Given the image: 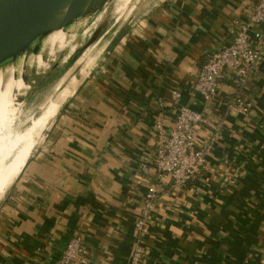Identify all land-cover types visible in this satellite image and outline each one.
<instances>
[{"label": "crops", "instance_id": "crops-1", "mask_svg": "<svg viewBox=\"0 0 264 264\" xmlns=\"http://www.w3.org/2000/svg\"><path fill=\"white\" fill-rule=\"evenodd\" d=\"M258 2L139 1L15 177L0 206V264H57L75 235L88 264H127L151 185L145 264H264V49L246 85L228 71L214 98L194 90ZM180 105L203 115L206 157L184 186L155 167V126L171 130Z\"/></svg>", "mask_w": 264, "mask_h": 264}, {"label": "rangeland", "instance_id": "rangeland-1", "mask_svg": "<svg viewBox=\"0 0 264 264\" xmlns=\"http://www.w3.org/2000/svg\"><path fill=\"white\" fill-rule=\"evenodd\" d=\"M130 2L118 0L98 18L72 28L70 32H61L63 34L55 37L45 53L25 68L20 79L23 92L17 96L14 108L0 119V151L13 146L8 159L0 156V201L28 163L36 146L32 148L31 144L46 137L52 118L74 94L87 76L89 67L104 57L107 46L118 37L119 34H114L116 29L129 22L130 18L126 21L123 18ZM94 37L95 42L88 46ZM59 56H62L59 66L51 69ZM32 68L36 73L31 71ZM23 142L28 143L23 151H31L24 159L19 152Z\"/></svg>", "mask_w": 264, "mask_h": 264}, {"label": "built area", "instance_id": "built-area-1", "mask_svg": "<svg viewBox=\"0 0 264 264\" xmlns=\"http://www.w3.org/2000/svg\"><path fill=\"white\" fill-rule=\"evenodd\" d=\"M262 25H264V0H259L249 22H235L231 31L232 44L208 56L194 84L196 93L205 100L214 98L219 81L228 71H232L235 75L236 84L244 86L248 83L252 71L263 59L264 31L259 29ZM172 97L179 102L181 94L173 91ZM236 104L244 113L248 112V106L242 98L237 99ZM203 123L204 117L201 113L180 105L171 130H167L162 121H158L155 126V167L159 173L169 177L178 186H184L195 180L206 164L203 150L196 147V132L202 128ZM142 169L146 173L149 171L147 164H144ZM157 197V187L149 186L144 196V208L136 223L139 236L127 264H145L146 251L141 237L151 218ZM88 263L83 238L75 235L69 241L57 264Z\"/></svg>", "mask_w": 264, "mask_h": 264}, {"label": "water", "instance_id": "water-1", "mask_svg": "<svg viewBox=\"0 0 264 264\" xmlns=\"http://www.w3.org/2000/svg\"><path fill=\"white\" fill-rule=\"evenodd\" d=\"M117 1L0 0V63L6 57L20 53L26 48H32V52L36 55L40 54L42 52V37L47 33L57 29L70 32L72 28H75L76 21L86 19V23H88L93 18H98L107 7ZM94 42L95 37L88 46ZM61 58L62 56H59L56 59L51 69H56L59 66ZM31 71L36 73L35 68H32ZM13 185L1 199L0 206Z\"/></svg>", "mask_w": 264, "mask_h": 264}, {"label": "bare ground", "instance_id": "bare-ground-1", "mask_svg": "<svg viewBox=\"0 0 264 264\" xmlns=\"http://www.w3.org/2000/svg\"><path fill=\"white\" fill-rule=\"evenodd\" d=\"M140 0H132L126 7L124 12L125 18L123 21H126L136 9ZM86 19H80L75 22V28L79 25H85ZM65 31L64 29H57L47 33L42 37V52L38 55L34 54L32 48H26L22 52L12 54L10 57H6L0 63V119L4 114L9 113L10 110L16 105L17 96L23 92V84L20 82L21 76L25 74V68H29L30 64L42 54L45 53L46 49L50 46L51 42L58 36V34H63L61 32ZM67 32V31H65ZM76 50V49H75ZM23 69V71H22ZM20 70V71H19ZM19 98V97H18ZM19 101V100H18ZM3 144V143H2ZM27 142H23L21 150V156L24 159L31 151L27 150V153L23 151ZM36 145V142L31 144L32 148ZM33 150V149H32ZM13 146L8 147L7 149L0 151V156L2 158L8 159L12 154Z\"/></svg>", "mask_w": 264, "mask_h": 264}, {"label": "trees", "instance_id": "trees-1", "mask_svg": "<svg viewBox=\"0 0 264 264\" xmlns=\"http://www.w3.org/2000/svg\"><path fill=\"white\" fill-rule=\"evenodd\" d=\"M237 99L235 100V103H236Z\"/></svg>", "mask_w": 264, "mask_h": 264}]
</instances>
